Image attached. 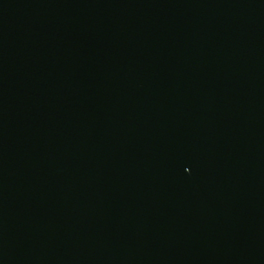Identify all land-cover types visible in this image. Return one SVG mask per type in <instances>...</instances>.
<instances>
[{"label": "water", "instance_id": "water-1", "mask_svg": "<svg viewBox=\"0 0 264 264\" xmlns=\"http://www.w3.org/2000/svg\"><path fill=\"white\" fill-rule=\"evenodd\" d=\"M0 264H264V0H0Z\"/></svg>", "mask_w": 264, "mask_h": 264}]
</instances>
